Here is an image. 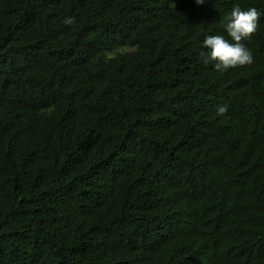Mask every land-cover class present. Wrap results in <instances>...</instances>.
Here are the masks:
<instances>
[{
	"label": "trees",
	"instance_id": "obj_1",
	"mask_svg": "<svg viewBox=\"0 0 264 264\" xmlns=\"http://www.w3.org/2000/svg\"><path fill=\"white\" fill-rule=\"evenodd\" d=\"M237 5L0 0V264H264V15L251 65L203 45Z\"/></svg>",
	"mask_w": 264,
	"mask_h": 264
},
{
	"label": "clouds",
	"instance_id": "obj_2",
	"mask_svg": "<svg viewBox=\"0 0 264 264\" xmlns=\"http://www.w3.org/2000/svg\"><path fill=\"white\" fill-rule=\"evenodd\" d=\"M196 3L198 5L204 4L205 0H196ZM261 15H264V13H261L255 7L242 10L240 6H234L225 24L227 35L231 39H226L223 35L206 36L203 45L210 49V54L205 63L215 61L214 68L218 72L251 65L254 62V57L245 46L244 41L250 40L256 34ZM63 22L66 25H71L74 23V19L65 17ZM226 112V105L218 107V115H224Z\"/></svg>",
	"mask_w": 264,
	"mask_h": 264
}]
</instances>
